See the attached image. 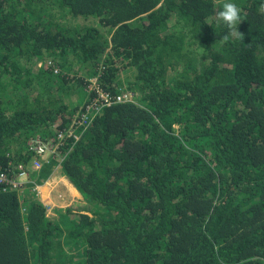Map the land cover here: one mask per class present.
<instances>
[{
    "label": "trees",
    "instance_id": "obj_1",
    "mask_svg": "<svg viewBox=\"0 0 264 264\" xmlns=\"http://www.w3.org/2000/svg\"><path fill=\"white\" fill-rule=\"evenodd\" d=\"M236 2L239 38L222 0H0V169L87 112L62 161L1 186L0 264H264V0ZM59 163L93 216L36 198Z\"/></svg>",
    "mask_w": 264,
    "mask_h": 264
},
{
    "label": "built area",
    "instance_id": "obj_2",
    "mask_svg": "<svg viewBox=\"0 0 264 264\" xmlns=\"http://www.w3.org/2000/svg\"><path fill=\"white\" fill-rule=\"evenodd\" d=\"M92 82H91L92 88H96L97 87L96 79L93 78ZM99 96H100L99 97L100 99L99 98L95 99L94 103H92L93 106L99 105L101 103L103 105H111L114 103V100L111 98V96L108 93L101 91V93H99ZM133 96L134 95L132 92H128L126 94L118 95L117 98H115V100L117 102H123L125 100L133 101L134 100ZM102 104H101V107H102ZM89 109H90V107H89ZM86 114H87V112L81 113V114H79V116L75 115L73 121L68 125V127L65 128V130L60 131L56 136H52L53 141H51L49 143H51L52 145H57V147H58L57 151H58L60 149V145H63L65 143V140H67L68 138H75V139L79 140L85 132L84 125L87 123ZM52 131L56 132L57 130L56 131L52 130ZM36 137L39 140L34 144H29V145H31V150L34 152V156H33L32 162H31V166L28 165L27 168L20 166L19 167L20 172L17 175L11 174L8 171L0 169V188L2 185H9L7 188H4V190H6L8 188H14V189L20 190L24 186L23 180L25 179V176H27L26 178H28V176H29L30 169L31 170H39L42 168V166L44 164V155L46 153V149L48 148V146L45 143H48V142L41 140L43 138L40 135H37ZM59 166L61 167L60 164H59ZM12 173H13V171H12Z\"/></svg>",
    "mask_w": 264,
    "mask_h": 264
},
{
    "label": "rangeland",
    "instance_id": "obj_3",
    "mask_svg": "<svg viewBox=\"0 0 264 264\" xmlns=\"http://www.w3.org/2000/svg\"><path fill=\"white\" fill-rule=\"evenodd\" d=\"M71 20V19H70ZM68 18H67V22L68 23H70V24H74L75 22H78V23H80V24H93V25H97L98 24V21L97 20H93V19H91V21L90 20H84V19H77V20H75V21H70ZM65 23V21L63 22V24ZM44 60L45 59H42V58H39V60L37 61V63L35 64V66H34V70L33 71H35V72H38L40 69H41V67L43 66V62H44ZM180 61V63H186V61H188L187 59H181V60H179ZM177 63V64H176ZM179 63L178 62H173V64H172V66L175 68L176 67V65H178ZM88 68H86L84 71L86 72V70H87ZM175 72L176 70H173V69H171L170 70V73L171 72ZM125 73V72H124ZM132 74V71H129V72H126L125 74H123V77L124 78H126V77H128V76H130ZM0 90H3V88L1 87L0 88ZM137 93L135 92V93H133V99H134V101H135V95H136ZM67 103H69L70 105H72V106H75L78 102H79V100H78V95L77 94H75V95H73L72 97H70V98H67ZM100 106V105H99ZM83 108V107H82ZM79 116V115H78ZM77 116V117H78ZM176 127H177V125H176ZM53 129L54 130H57V129H55V127H53ZM46 130H48V131H51V129H46ZM38 133H44V134H47V132H38ZM42 137V136H41ZM43 138H46V139H41V140H43V141H45V142H48V143H45L47 146H48V148L46 149V153H45V155H44V163H50V161L51 160H55V161H61V160H63V156L57 151V149H58V147H57V145H52L51 143H49V142H51V141H53V137H52V135H47V136H45V137H43ZM19 140L20 141H18V142H15L14 143V151H17V150H19V149H22V148H24L25 147V145H26V141L29 143V144H34V143H36L39 139L37 138V137H35V138H33V139H27V136H22L21 138H19ZM60 164V163H59ZM30 166H31V163H30ZM20 167V166H19ZM59 167L60 166H58L57 167V169H59ZM56 170V169H55ZM31 171H34V170H31L30 169V171H29V175H30V172ZM54 174V173H53ZM52 174V175H53ZM60 175L59 176H61V175H63L64 176V173L63 172H61V173H59ZM27 176H25V179L23 180V185H26L29 181H30V178H29V176H28V178H26ZM52 177V176H51ZM24 178V177H23ZM57 178H60V177H57ZM64 178V177H63ZM62 178V182H64V179ZM68 181V180H67ZM69 183V182H68ZM48 185V183H46L45 185H43V186H41V191L43 190V188L45 187V186H47ZM72 187V186H71ZM21 193L24 191V189H23V187L19 190ZM36 192V198H38V199H40V197H39V191H38V187H36L34 190H33V192ZM43 193V192H42ZM62 193H65V192H62ZM31 195V194H30ZM44 196V195H43ZM41 200V199H40ZM63 202V205H64V207L65 208H63L62 210L60 209V208H55L53 211L51 210V207L52 206H55V204H52V203H50V205H48V206H51V207H47V210H48V212H47V215L48 216H50V217H56V214H58V212L60 213V211H65L66 209H68V208H73L74 210H77V211H79V212H87V213H89L90 215H94L93 213H94V209L92 208V206H91V204H89L88 202L86 203V202H84V200H82V198H79V201H76L74 198H72L70 201H68L69 203H70V205H66L65 206V204H67V200L65 199V200H63L62 201ZM86 203V204H85ZM57 209V210H56ZM52 213H54V214H52ZM67 231H60L59 233V241H60V243L62 244V246H66V240H67V237H66V235H63L64 233H66ZM66 251H68L69 249H68V247H66ZM69 253V252H68ZM68 253H66L65 254V256H66V260L67 261H69L70 260V257L68 256Z\"/></svg>",
    "mask_w": 264,
    "mask_h": 264
},
{
    "label": "crops",
    "instance_id": "obj_4",
    "mask_svg": "<svg viewBox=\"0 0 264 264\" xmlns=\"http://www.w3.org/2000/svg\"><path fill=\"white\" fill-rule=\"evenodd\" d=\"M61 172L64 173V171L61 167H59V169L56 168L52 177L48 181H46V183H48L50 188H51V195H50L48 200L44 199L43 193L40 189L41 186L45 185L46 183L43 185L37 186L38 191H39V197H40L41 201L48 208L51 207V206H48V205H50V203L55 204V206L51 207L52 211L55 208H60L61 210L63 208H65L63 205V202H62L65 199L67 200V204H65V206L70 205V203L68 201H70L72 198H74L76 201H79V198H82V200H84V202H86L84 196L77 189V187L74 186V184L70 181V179L66 176V174H64V176L63 175L59 176L60 175L59 173H61ZM57 177H60V178H57ZM63 177H65L66 180H68L69 184L64 185V183L62 182ZM71 186H72L73 190H72ZM62 192H65V193L62 194ZM52 214H54V213H52Z\"/></svg>",
    "mask_w": 264,
    "mask_h": 264
},
{
    "label": "clouds",
    "instance_id": "obj_5",
    "mask_svg": "<svg viewBox=\"0 0 264 264\" xmlns=\"http://www.w3.org/2000/svg\"><path fill=\"white\" fill-rule=\"evenodd\" d=\"M242 20V11L236 0H222L220 10L216 13V23L228 28L232 36L239 38L242 34L238 31V25Z\"/></svg>",
    "mask_w": 264,
    "mask_h": 264
},
{
    "label": "bare ground",
    "instance_id": "obj_6",
    "mask_svg": "<svg viewBox=\"0 0 264 264\" xmlns=\"http://www.w3.org/2000/svg\"><path fill=\"white\" fill-rule=\"evenodd\" d=\"M63 179H64V182H63L64 185L69 184L65 177H64ZM55 183H56V182H55ZM71 188H72V187H71ZM72 190H73V188H72ZM42 192H43V195H44V199H45V200H48L49 197H50V195H51V188H50L49 184L43 188ZM62 194H63V193H62ZM68 196H69V195H68ZM53 198H54V197H53Z\"/></svg>",
    "mask_w": 264,
    "mask_h": 264
}]
</instances>
